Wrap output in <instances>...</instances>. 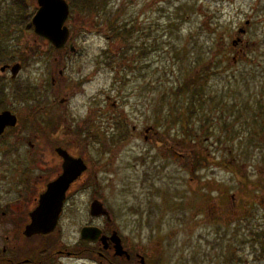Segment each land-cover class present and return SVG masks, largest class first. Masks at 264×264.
I'll list each match as a JSON object with an SVG mask.
<instances>
[{
	"label": "rangeland",
	"instance_id": "374dc122",
	"mask_svg": "<svg viewBox=\"0 0 264 264\" xmlns=\"http://www.w3.org/2000/svg\"><path fill=\"white\" fill-rule=\"evenodd\" d=\"M24 3L20 15L14 0H0V41L11 51L0 68L21 64L14 78L0 71V86L18 114L37 121L42 100L55 102L47 115L62 126L79 128L61 117L67 112L85 125L91 113L101 140L83 144L96 194L131 245L154 264H263L264 0L79 4L70 7L62 49L34 34L28 23L37 3ZM80 78L87 81L70 83ZM189 82L190 90L178 91ZM13 88L22 99L13 100ZM190 102L185 132L178 116ZM120 133L126 136L118 142ZM260 254L262 261L251 263Z\"/></svg>",
	"mask_w": 264,
	"mask_h": 264
},
{
	"label": "flooded vegetation",
	"instance_id": "af4514ba",
	"mask_svg": "<svg viewBox=\"0 0 264 264\" xmlns=\"http://www.w3.org/2000/svg\"><path fill=\"white\" fill-rule=\"evenodd\" d=\"M240 44L247 46L246 42ZM242 51L239 47L236 55ZM5 72L14 78L9 68ZM58 73L63 78L62 70ZM86 81L80 78L70 83L74 86ZM6 88L0 86V114L7 112L11 119L8 123L14 121V124L5 125L0 133V264H154L150 254L138 245H131L127 235L121 233L112 209L96 194V170L91 167L83 144L85 140L100 139L91 128L94 127L91 113L85 118L89 124L82 121L81 126L65 111L66 117H61L79 128L70 124L62 126L60 120H56L58 116L53 119L47 115L55 102L49 105L42 100L43 114L37 121L38 116L18 114L7 98ZM11 94L16 101L17 96L22 97V90L13 88ZM74 95L75 91L56 100L63 104ZM81 128H84L82 133L75 131ZM120 134L116 138L118 142L126 136ZM79 161L85 169L76 174ZM65 163H68L67 174L72 180L64 192L54 227L46 232L49 210L56 208L53 205L58 201L56 194L64 184L59 179L64 175ZM82 199L84 205L80 210L77 206ZM84 229L87 232L82 236ZM66 233L75 235L72 242H65ZM259 241L264 245V235L259 236ZM261 256L252 258L251 263L261 262ZM261 263L264 264V260Z\"/></svg>",
	"mask_w": 264,
	"mask_h": 264
},
{
	"label": "water",
	"instance_id": "95a60500",
	"mask_svg": "<svg viewBox=\"0 0 264 264\" xmlns=\"http://www.w3.org/2000/svg\"><path fill=\"white\" fill-rule=\"evenodd\" d=\"M36 3L37 9L31 19L34 34L45 38L54 49H62L69 38V28L66 25L70 12L69 4L66 0H36ZM69 49L70 51L73 50L71 45L69 46ZM7 68L10 69L11 76L15 77L21 69V65L18 62L13 63L12 65H3L1 66L0 71L3 72ZM10 120L7 112L0 114V133L5 125L14 124V121L8 123ZM64 169V175L59 179V182H64V184L59 187L60 190L56 194L58 201L56 204H53L56 205V208H53L54 210H49V227L46 228V232H50L53 229L64 199V192L68 183L72 180V178L69 177L71 175L67 174L68 163H65ZM84 169L85 165L81 161L75 172L78 174ZM84 232L86 233L87 229L82 231V236L85 235Z\"/></svg>",
	"mask_w": 264,
	"mask_h": 264
},
{
	"label": "trees",
	"instance_id": "16d2710c",
	"mask_svg": "<svg viewBox=\"0 0 264 264\" xmlns=\"http://www.w3.org/2000/svg\"><path fill=\"white\" fill-rule=\"evenodd\" d=\"M69 4V6L71 7V9L74 11L77 7V5H83V8L84 9H87L86 7H92L94 8V5L96 3V0H66ZM14 3H15V6H16V12L17 14H20L22 15L23 11L25 10V3H24V0H14ZM27 6V5H26ZM18 17L21 19V17L18 15ZM25 21H27L28 23V17H26ZM1 23V22H0ZM109 27L113 30L115 29L116 32H119V30H117V27L114 25V21H107ZM29 27H31V25L28 23ZM3 30V31H1ZM5 31V26L1 27L0 25V33H3V35L6 36V33L4 32ZM125 34H130L128 33V31L125 33ZM2 36V35H1ZM11 51L9 50L8 46L3 42V41H0V62L1 61H6V59L10 60L8 58V54H10ZM200 78V76H199ZM191 87V83H184L183 87H180V90H178L179 92H185L186 90H190L189 88ZM192 101V99H191ZM189 106L188 108H185L186 111V114L187 115H183V113H181L179 116H178V120H180V122L183 123V127H182V130H184L186 132V126L187 123L189 122V119L192 115V110L190 109H193L194 107V104L193 103H188ZM260 108H262V105L260 106ZM259 112H263L264 113V106H263V111L260 109ZM259 126L261 129L264 130V119H262V121H260L259 123ZM262 130V131H263ZM186 135H188V133H186ZM189 137V136H188ZM202 159V160H201ZM204 159L201 157L199 158L197 161H196V165L197 166H200L201 165V162L203 161Z\"/></svg>",
	"mask_w": 264,
	"mask_h": 264
}]
</instances>
